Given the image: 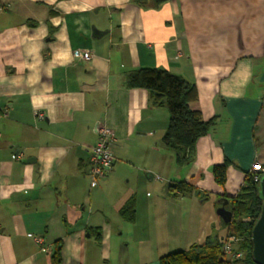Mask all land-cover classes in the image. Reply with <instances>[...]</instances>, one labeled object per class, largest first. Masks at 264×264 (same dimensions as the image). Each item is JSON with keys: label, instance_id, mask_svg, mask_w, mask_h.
Listing matches in <instances>:
<instances>
[{"label": "crops", "instance_id": "1", "mask_svg": "<svg viewBox=\"0 0 264 264\" xmlns=\"http://www.w3.org/2000/svg\"><path fill=\"white\" fill-rule=\"evenodd\" d=\"M138 67L194 84L212 124L187 163L161 143L168 110L125 86ZM99 124L112 168L90 187ZM263 170L264 0H0V264H52L57 241L60 264H158L224 240L216 210Z\"/></svg>", "mask_w": 264, "mask_h": 264}, {"label": "trees", "instance_id": "2", "mask_svg": "<svg viewBox=\"0 0 264 264\" xmlns=\"http://www.w3.org/2000/svg\"><path fill=\"white\" fill-rule=\"evenodd\" d=\"M164 0H155L159 3ZM124 84L127 88H143L149 92L150 105L164 106L169 113V122L161 143L175 153L178 164L187 163L194 151L196 141L205 135L212 120H204L198 110L191 104L197 100L194 84L185 81L165 69L138 67L125 74ZM228 162L212 167L216 183L222 185L226 179ZM263 171L246 175L245 185L240 193L230 197L229 211L231 219L226 223L228 234L242 236V240L233 248V254L240 251L241 258L235 259L232 254L223 251L222 241L205 242L202 245H191L188 250L171 251L158 258V264H256L251 257V228L261 209V198L258 192V181ZM255 176L258 177L255 180ZM182 182L170 186L169 191L183 192L187 188ZM120 216L131 222L134 219V201L127 200L119 210ZM96 239L100 238L99 229L90 230ZM60 242H55L51 255L52 264H60Z\"/></svg>", "mask_w": 264, "mask_h": 264}, {"label": "built area", "instance_id": "3", "mask_svg": "<svg viewBox=\"0 0 264 264\" xmlns=\"http://www.w3.org/2000/svg\"><path fill=\"white\" fill-rule=\"evenodd\" d=\"M74 54L81 58L88 60L91 58L92 54L88 50H77ZM97 140L89 149L88 157V171L87 176L90 180V187L96 185L99 177L106 175L112 168V150L111 144L114 141V135L110 128L106 125L99 124L96 127ZM18 158V154L16 155ZM258 177L255 176V180ZM242 240V236L227 234L223 243V251L226 254H232L235 259L241 258L242 254L240 251H237L233 254V248Z\"/></svg>", "mask_w": 264, "mask_h": 264}, {"label": "water", "instance_id": "4", "mask_svg": "<svg viewBox=\"0 0 264 264\" xmlns=\"http://www.w3.org/2000/svg\"><path fill=\"white\" fill-rule=\"evenodd\" d=\"M258 192L261 198V209L250 231L251 257L256 264H264V174L258 181ZM226 203L227 200L225 199L223 204L216 210V213L224 221L229 222L231 213L225 208Z\"/></svg>", "mask_w": 264, "mask_h": 264}]
</instances>
